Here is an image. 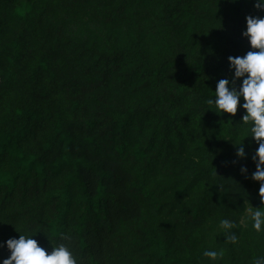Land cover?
Masks as SVG:
<instances>
[{"label": "trees", "instance_id": "trees-1", "mask_svg": "<svg viewBox=\"0 0 264 264\" xmlns=\"http://www.w3.org/2000/svg\"><path fill=\"white\" fill-rule=\"evenodd\" d=\"M254 4L0 0V260L27 235L77 264H264L258 144L206 103Z\"/></svg>", "mask_w": 264, "mask_h": 264}, {"label": "clouds", "instance_id": "clouds-1", "mask_svg": "<svg viewBox=\"0 0 264 264\" xmlns=\"http://www.w3.org/2000/svg\"><path fill=\"white\" fill-rule=\"evenodd\" d=\"M254 7L264 11V0H255ZM242 36L247 38L251 50L242 57L228 58L230 70H234L233 79H220L216 84L214 99H208L206 103L214 105V112L218 116L225 113L235 116L238 105L245 111L242 116V125L247 128L245 135L258 144L253 157L256 170L252 179L260 184L259 196L264 204V17H246V30ZM241 78L242 84L237 90L235 81ZM241 99L243 103H240ZM237 156L244 158L243 146L238 148ZM241 171L246 173L247 169L242 168ZM251 219L255 231H264V207L255 209ZM224 223L227 224V221ZM5 244L10 255L0 260V264H77L76 258L63 244L48 252L27 235H20L19 239L10 238ZM204 255L214 260L218 253L205 251Z\"/></svg>", "mask_w": 264, "mask_h": 264}]
</instances>
